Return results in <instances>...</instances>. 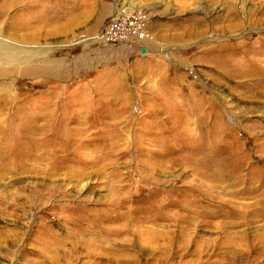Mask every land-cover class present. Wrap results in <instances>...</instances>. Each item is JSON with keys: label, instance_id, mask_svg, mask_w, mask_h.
<instances>
[{"label": "rangeland", "instance_id": "374dc122", "mask_svg": "<svg viewBox=\"0 0 264 264\" xmlns=\"http://www.w3.org/2000/svg\"><path fill=\"white\" fill-rule=\"evenodd\" d=\"M119 3L140 12L148 34L145 53L134 43L92 44V37L117 14L114 8ZM3 5L10 8H5L7 15H0L1 34L11 35L1 25L4 19L11 21L14 16L31 21L29 29L17 34L23 49L33 46L35 56L30 62L34 73L0 78L10 94L0 100V123H71L62 139L73 136L77 123H115L122 136L116 155L121 171L135 166L131 138H138L143 148L146 139L156 141L166 125L169 130L178 126L183 131L182 163L174 170L159 171L156 161L150 167L155 166L153 174L165 188L178 175L181 212L193 216L189 225L182 222L191 239L174 264H264V216L247 215L253 207L244 204L252 199L234 192L242 186H230L236 180L230 171L225 172V180L210 182L194 170L195 157H207L205 152L214 154L223 170L238 164L248 184L256 183L249 177L251 169L264 172L259 151V142L264 141V0H50L28 10L19 9L18 0H0ZM18 66L23 71L30 68L26 62ZM14 114L34 120H9ZM169 135L163 134L168 142ZM187 140L193 143L190 149ZM94 176L97 182L85 200L87 207L99 210L106 206L112 190L102 172ZM8 179H0V185ZM20 180L15 176L13 185L0 192V207L5 210L0 214V229L17 232L25 226ZM70 199L76 195H53L48 204L61 206ZM48 204L27 208V212L65 234L68 228L54 213L60 208L49 209ZM199 240L210 244H199ZM222 240L227 242L219 244ZM128 247L108 252L134 256L135 250ZM230 247L243 253L242 260L233 259L226 249ZM2 251L0 262L13 264L15 258Z\"/></svg>", "mask_w": 264, "mask_h": 264}, {"label": "bare ground", "instance_id": "6f19581e", "mask_svg": "<svg viewBox=\"0 0 264 264\" xmlns=\"http://www.w3.org/2000/svg\"><path fill=\"white\" fill-rule=\"evenodd\" d=\"M18 1L21 4L19 9L28 10L47 5L50 0H39L40 3L37 4V0ZM121 3L117 4L114 10L124 6L134 8ZM5 8L8 10L10 7L8 8V5L0 7L1 16L8 14ZM13 17L11 21L4 19V24H1L11 30V35L4 37L0 29V52H2L0 78L10 75L16 79L19 76L34 73L30 62L35 50L32 49L33 46L23 49L17 34L20 30L29 29L32 23L29 20ZM92 41H95V37H92ZM147 48L149 50V46ZM19 62L29 63L30 68L23 71L18 66ZM7 87L5 84H0V100H6L10 96ZM17 91L18 88H15L14 96ZM18 117L14 114L9 120H15ZM29 120H34V117ZM70 124L0 123V179H10L5 182V185H0V192L13 185L15 176L22 179L18 182L20 183L19 199L22 201L20 205H22L24 219V222H21L25 225L17 232H12L6 227L0 229V253L5 250L7 255L13 256L15 258L13 264L178 263L182 249L188 246L191 239L187 234L189 233L187 227H183L182 222L185 220L189 225L193 216H186L181 212L183 201L178 185V175L174 174L170 187L165 188L153 174L155 166L153 169L150 167L156 161L159 171L174 170L182 163L183 158L180 154L182 129L172 126L169 130L167 125L165 126L167 123H160L166 128L163 131L160 129L158 141L146 139L148 144L145 145L143 139L144 141L141 142L145 145H142L143 148H139L141 145L138 146L136 140L138 138H131L130 144L136 152H134L135 166L121 171L116 165V155L119 154L121 146L119 142L122 136L118 134L119 129L115 123L103 126L101 123H84L82 126L74 123L73 136L62 139L61 135ZM124 131L127 132L128 128H124ZM164 132L170 133L169 142L163 136ZM188 143V149L192 148L193 143L191 141ZM259 143L260 154L264 157V141ZM198 152L202 153V150ZM202 154L208 156L195 157L196 174L204 180L220 182L225 178V172L230 171L236 178L230 186H242L240 190H234V192L245 194L252 199L251 202L244 203L253 207L247 211V215L264 216V172L260 169H251L249 177H253L252 181L256 183L248 184L247 174H244L245 176L239 174L238 164H232L228 170L226 168L223 170L213 157L214 154L205 152ZM227 155L232 157V154ZM107 168L109 170L105 171ZM98 172H102L103 177L108 179L112 196L104 208L94 210L87 207L85 197L89 196L87 191L97 182L94 175ZM212 186L215 185L212 184ZM74 194L76 199L67 200L61 206L48 204L49 198L53 195L64 197ZM46 204L49 209L60 208L54 213L68 228L65 232L63 231L65 234L53 230L45 221L39 219L41 216L27 212V208L33 209ZM232 205L236 206L235 203ZM4 211V207H0V214ZM41 213L46 212L42 210ZM147 223L151 224L146 225ZM132 231L134 236H128ZM87 233L91 236H86ZM226 242L222 240L219 244ZM201 243L206 246L210 244L207 240H199V244ZM128 246L135 250L134 256L111 254L124 251L129 248ZM230 248L226 249L230 250L233 259L242 260L243 253L239 249ZM226 259L224 256L223 260ZM6 262L3 261L0 264H10Z\"/></svg>", "mask_w": 264, "mask_h": 264}, {"label": "built area", "instance_id": "2783aa9c", "mask_svg": "<svg viewBox=\"0 0 264 264\" xmlns=\"http://www.w3.org/2000/svg\"><path fill=\"white\" fill-rule=\"evenodd\" d=\"M134 10L127 6L116 9L117 14L94 36L95 41L92 44L97 45L100 42L113 45L134 43L140 45L141 49L147 50L145 42H147L148 34L145 31L144 21L140 12Z\"/></svg>", "mask_w": 264, "mask_h": 264}, {"label": "water", "instance_id": "95a60500", "mask_svg": "<svg viewBox=\"0 0 264 264\" xmlns=\"http://www.w3.org/2000/svg\"><path fill=\"white\" fill-rule=\"evenodd\" d=\"M146 52V49L145 48H142L141 49V53H145Z\"/></svg>", "mask_w": 264, "mask_h": 264}]
</instances>
